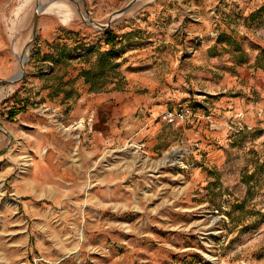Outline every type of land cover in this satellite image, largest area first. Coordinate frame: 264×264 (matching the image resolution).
<instances>
[{
	"label": "rangeland",
	"instance_id": "rangeland-1",
	"mask_svg": "<svg viewBox=\"0 0 264 264\" xmlns=\"http://www.w3.org/2000/svg\"><path fill=\"white\" fill-rule=\"evenodd\" d=\"M7 1L1 56L29 44L44 75L0 85V116L26 106L0 129V264H264V0H58L35 36L37 0ZM86 19L118 38L101 91Z\"/></svg>",
	"mask_w": 264,
	"mask_h": 264
},
{
	"label": "trees",
	"instance_id": "trees-1",
	"mask_svg": "<svg viewBox=\"0 0 264 264\" xmlns=\"http://www.w3.org/2000/svg\"><path fill=\"white\" fill-rule=\"evenodd\" d=\"M104 34L106 36L107 44L110 45V50L108 52H99L93 66L89 69H83L81 71V75L85 78V82L90 84V90L92 91L103 90L102 88H96V86L102 80L108 68L113 69L114 71L113 80L120 75L119 72H116V69L119 67L120 63L107 56L108 53L112 52L116 48L118 42L117 35L110 27L105 29ZM61 58L62 54L58 56V59ZM15 103H19L20 106L15 105V107L9 109V119H13L17 114L26 110V106L23 104L22 99L16 98Z\"/></svg>",
	"mask_w": 264,
	"mask_h": 264
},
{
	"label": "crops",
	"instance_id": "crops-1",
	"mask_svg": "<svg viewBox=\"0 0 264 264\" xmlns=\"http://www.w3.org/2000/svg\"><path fill=\"white\" fill-rule=\"evenodd\" d=\"M7 2H8L7 0H0V42L2 39V36H1L2 19H3V14L5 11ZM1 55L2 54H1V45H0V81L13 77L14 75H16V72H17L14 69V65H12L11 62H9V61L7 62L6 60H8V59H6L5 57H3ZM51 63H52L51 61H47V64H51ZM52 66L53 67L45 75L48 76V75H50V74L52 75L54 73V71H55L54 70V64ZM25 72H26V80L28 81V83L26 81H23V83H22L23 85L32 84V82H30L31 78H32L31 76H33V77L38 76L40 78L42 75H44L42 71H28V68ZM20 94H22V93H20ZM23 103H24V101H23ZM14 105L20 106L19 103L12 102V105L7 107L6 110L3 109V111H8L9 109H12L13 107H15ZM3 118L5 120H3ZM6 122H10V120L8 119L7 112L5 113V116H3V117L0 116V125H3L4 128H6L7 127Z\"/></svg>",
	"mask_w": 264,
	"mask_h": 264
},
{
	"label": "bare ground",
	"instance_id": "bare-ground-1",
	"mask_svg": "<svg viewBox=\"0 0 264 264\" xmlns=\"http://www.w3.org/2000/svg\"><path fill=\"white\" fill-rule=\"evenodd\" d=\"M38 4H43L44 7L42 8V10H40L38 8V4L36 6V11L40 12H58L59 14H62L65 21L69 20V13L67 12V8L65 4L60 3L58 0H37ZM52 11V12H51ZM130 11V10H129ZM58 14V15H59ZM57 15V14H56ZM25 46V44H24ZM16 56L19 60V66L17 68V72L16 75H14L15 77H18L21 75V70H22V64L25 62V60L27 59V53L24 54V52H20V51H15ZM19 53V55H18Z\"/></svg>",
	"mask_w": 264,
	"mask_h": 264
},
{
	"label": "water",
	"instance_id": "water-1",
	"mask_svg": "<svg viewBox=\"0 0 264 264\" xmlns=\"http://www.w3.org/2000/svg\"><path fill=\"white\" fill-rule=\"evenodd\" d=\"M136 0H131L128 5L126 7H124L123 9H120L119 11L116 12V14H120V13H123L124 11H126L128 8H130V6L135 2ZM44 7L43 4H38V8L40 10H42V8ZM39 12H36L35 16H34V24H33V34L34 36L37 34V28H38V20H39V15H38ZM81 13L83 14V12L81 11ZM115 16V15H114ZM114 16L111 18V20L114 18ZM111 20L107 23V24H104V23H100V22H95L94 20L92 19H86V21L88 23H93V24H96L98 25L99 27H101L102 29H107L109 28L110 24H111ZM29 44H27L25 46V50H24V54L26 53V48L28 47ZM24 67H25V64L23 63L22 64V70H21V75L18 76V77H11L9 79H6V80H1L0 83L1 84H4V83H14L18 80H20L22 78V76L25 74V70H24Z\"/></svg>",
	"mask_w": 264,
	"mask_h": 264
},
{
	"label": "built area",
	"instance_id": "built-area-1",
	"mask_svg": "<svg viewBox=\"0 0 264 264\" xmlns=\"http://www.w3.org/2000/svg\"><path fill=\"white\" fill-rule=\"evenodd\" d=\"M5 84H13V83H5ZM1 85V83H0ZM4 85V84H2ZM186 112L184 109H179V110H165L161 114L162 118L167 121H182L186 118ZM0 129L7 133V130L5 128L0 127Z\"/></svg>",
	"mask_w": 264,
	"mask_h": 264
}]
</instances>
